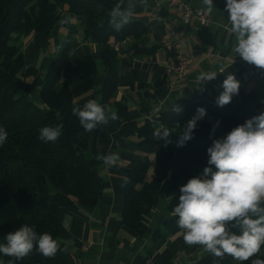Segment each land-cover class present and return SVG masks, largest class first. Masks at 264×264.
I'll use <instances>...</instances> for the list:
<instances>
[{
	"label": "crops",
	"instance_id": "obj_1",
	"mask_svg": "<svg viewBox=\"0 0 264 264\" xmlns=\"http://www.w3.org/2000/svg\"><path fill=\"white\" fill-rule=\"evenodd\" d=\"M184 1L193 7H205L202 0ZM213 5L212 22L204 26L196 21L184 22L181 13L166 0H147L146 6L137 0L134 18L142 23L144 33L139 38L112 39L118 51L119 69L114 99L126 104L127 110L114 128L92 131L86 149L90 168L86 193L83 198L60 209L64 228L57 241L69 264H196L207 253L200 245L185 244L183 231L176 222L163 227L165 219L172 215L169 209L173 196L169 188L171 164L162 146L141 142L139 132L146 124L161 131L167 127L171 130L168 139H173L178 147L176 128L164 123L162 112L172 111L177 100L183 98L216 103L228 74L242 80L238 101L251 107L257 115L263 113L264 69L247 63L233 51L236 38L230 31L226 0H213ZM56 9L70 17L66 12L67 5L53 4L52 10ZM85 16V11H79L71 19L79 27L72 36V51L62 73V81H67L73 91V106L81 108L91 99L100 103L106 77V73L101 71L94 77L93 86L87 88L79 75L76 66L79 60L86 56H92L98 64L102 60L98 41L86 37L82 30ZM70 26L59 23L48 39L41 34L16 32L11 41L23 50L27 63L35 65L40 74L48 56L60 48L56 38L65 36L72 28ZM170 30L176 33L181 52L192 59V69L185 76L165 71L174 55L173 50L162 45L164 34ZM210 71H216L217 78L199 83L196 77ZM225 119L223 121L221 116L206 111L196 125L204 121L211 123L214 137L223 139L237 127L231 121L230 125L227 124V116ZM114 141L119 143V149ZM109 151L120 154L118 165L111 168L96 159L98 154L106 155ZM141 158L149 160L150 168L145 181L135 184L130 180L127 169L132 160ZM202 173L203 169L199 176ZM125 177L128 178L127 183L124 182ZM156 178H160V182L157 188H153L152 182ZM128 185L142 188L154 199L151 210L142 214L141 230L126 225L121 217Z\"/></svg>",
	"mask_w": 264,
	"mask_h": 264
},
{
	"label": "trees",
	"instance_id": "obj_2",
	"mask_svg": "<svg viewBox=\"0 0 264 264\" xmlns=\"http://www.w3.org/2000/svg\"><path fill=\"white\" fill-rule=\"evenodd\" d=\"M119 0H0V127L7 132V139L0 145V244H6V236L22 225L34 227L38 235L49 233L58 239L64 225L60 209L81 199L86 193V181L90 176L86 149L92 132H85L79 119L72 113L73 91L67 81H62L64 64L72 51V36L78 29L71 19L75 13L85 11L82 30L86 37L96 39L100 46L101 63L92 56L77 62L79 75L86 87L93 86L94 77L101 71L106 73L101 89V105L111 107L119 117L110 120L102 128H114L127 110L126 104L114 99L119 81L118 51L112 43L141 37L145 28L133 17L120 31L110 23V11ZM68 6L67 18L62 11L52 10V5ZM59 23L72 27L61 38H56L60 48L48 56L42 71L28 64L23 50L12 43L11 37L20 32L25 35L41 34L48 39ZM141 49V48H139ZM36 78V80H35ZM183 111H164L161 118L167 126L176 128L178 137L183 133L190 117L198 108H204L214 115L227 116L230 125H242L257 114L246 104L233 101L224 106L209 101L195 102L179 99L176 104ZM222 121V123H223ZM231 121V122H230ZM63 124L61 135L55 142L40 140L39 129L44 126ZM225 124V125H227ZM227 128H224L226 130ZM214 126L209 122L196 125L192 139L182 147H176L174 140L165 146V140H156L155 127L146 124L139 132L141 142L161 145L171 164L169 188L173 196L169 203L172 215L164 221L168 227L178 219L173 214L179 202L180 187L189 179L198 177L200 170L208 167L207 149L217 140ZM230 131V130H226ZM150 168L148 159L132 160L128 165V176L135 184L145 181ZM160 178L152 182L157 188ZM154 199L142 188L128 185L122 212L123 222L142 229V214L151 210ZM238 232V229H232ZM264 259V246L252 259ZM0 264H69L63 248L54 257L45 258L35 248L27 257L16 260L0 253ZM196 264H239L231 256L214 257L210 253L202 256ZM251 264V260L243 262Z\"/></svg>",
	"mask_w": 264,
	"mask_h": 264
},
{
	"label": "clouds",
	"instance_id": "obj_3",
	"mask_svg": "<svg viewBox=\"0 0 264 264\" xmlns=\"http://www.w3.org/2000/svg\"><path fill=\"white\" fill-rule=\"evenodd\" d=\"M146 6L147 0H139ZM205 11L211 14L213 0H202ZM137 0H119L110 11V23L120 31L134 15ZM230 31L236 38L233 51L244 61L264 69V0H226ZM216 71L202 72L196 77L199 83L217 78ZM223 91L216 103L219 106L231 102L238 94L240 84L234 75L228 74L222 82ZM203 90V89H201ZM172 111L181 113L183 109L174 105ZM72 113L78 117L85 132L94 131L99 125L110 120H118L116 112L97 100H88L83 107L73 106ZM206 115L204 108L187 122L177 146L192 139L197 121ZM63 124L44 126L39 129V139L55 142L61 135ZM171 130L164 127L156 130V140L164 139L165 146ZM7 139V132L0 127V145ZM117 149L119 143L114 141ZM208 167L201 176L193 177L180 187L179 202L173 209L178 217L177 226L183 231V239L188 246L200 245L214 257L231 256L243 264H264V259H252L264 246V113L248 119L233 128L223 139L213 141L207 149ZM97 160L111 168L118 165L120 154L109 151L98 154ZM128 182V178H124ZM238 229V232L232 231ZM6 244H0V253L21 260L35 248L45 258L54 257L60 249L56 239L49 233L38 235L34 227L22 225L9 233Z\"/></svg>",
	"mask_w": 264,
	"mask_h": 264
},
{
	"label": "built area",
	"instance_id": "obj_4",
	"mask_svg": "<svg viewBox=\"0 0 264 264\" xmlns=\"http://www.w3.org/2000/svg\"><path fill=\"white\" fill-rule=\"evenodd\" d=\"M170 6L174 7L181 13V18L184 22L196 21L204 26H208L212 22L211 14L205 11V7H193L184 0H166ZM226 8V5H225ZM162 45L173 50L174 55L169 60L165 67L166 73H174L177 76H185L192 69V59L185 55L180 50V44L177 41V36L174 30L166 32L162 38ZM222 70V69H221ZM239 81L240 88L238 94L233 95L231 102L238 101L242 92V80ZM264 113V111H263Z\"/></svg>",
	"mask_w": 264,
	"mask_h": 264
}]
</instances>
